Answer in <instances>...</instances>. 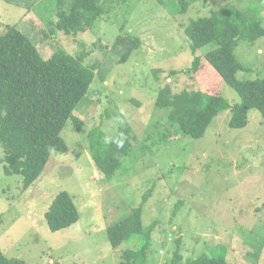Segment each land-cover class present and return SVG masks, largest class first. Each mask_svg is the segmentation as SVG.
Returning a JSON list of instances; mask_svg holds the SVG:
<instances>
[{"label": "rangeland", "instance_id": "374dc122", "mask_svg": "<svg viewBox=\"0 0 264 264\" xmlns=\"http://www.w3.org/2000/svg\"><path fill=\"white\" fill-rule=\"evenodd\" d=\"M186 1L180 12V0H114L90 31L73 35L55 27L57 0H0V32L15 26L44 59L58 48L87 51L84 64L95 71L72 112L81 129L67 120L66 150L52 151L26 189L21 176L4 173L0 146V250L7 257L25 264H121L123 251L139 249L145 239L136 234L113 247L106 229L141 205L142 224L152 225L146 264L171 262L177 248L178 264L202 254L264 264V117L250 109L246 124L231 128L228 108L193 138L175 131L154 106L166 83L174 93L206 89L194 73L183 72L193 59L184 32L189 19L236 8L264 28V0ZM131 38L138 46L124 58ZM234 55L242 65L238 80L264 77V35L241 39ZM199 67L214 76L204 58ZM218 84L216 92L231 105L240 102L230 85ZM119 125L131 127V149L108 180L92 160L88 135L96 127L111 137ZM166 128L168 140L161 138ZM60 190L70 194L79 218L52 231L44 214Z\"/></svg>", "mask_w": 264, "mask_h": 264}, {"label": "trees", "instance_id": "16d2710c", "mask_svg": "<svg viewBox=\"0 0 264 264\" xmlns=\"http://www.w3.org/2000/svg\"><path fill=\"white\" fill-rule=\"evenodd\" d=\"M126 2L127 0H119ZM114 0H57L55 13L56 29L65 34L76 35L90 31L96 20L102 18ZM180 12L187 8L188 1L180 0ZM246 11L236 8L227 13L211 11L209 15L189 19L184 32L190 41L193 54L190 67L183 72L194 73L206 89L181 90L174 93L166 83L158 91L154 106L164 110L167 122L179 134L193 138L201 137L212 119L225 109L231 110L229 127H243L250 109L264 117V77L238 80L236 72L242 65L234 55V49L241 39L253 40L264 35L259 19L247 16ZM121 36V37H120ZM118 38L129 39L127 35ZM116 39V41L118 40ZM122 57L138 46L139 40L130 39ZM208 44L212 49L202 56L196 50ZM87 51L77 55L63 48L53 51L44 59L29 36L8 25L0 32V146L3 150V171L5 174L21 176L22 187L26 189L43 172L52 151L63 152L66 143L61 131L68 119H72L80 130L79 119L72 114L80 100L88 92L95 71L84 64ZM204 58L214 71L207 75L199 64ZM175 71H172L174 73ZM230 85L238 94L240 102L231 105L216 92L218 82ZM162 139L168 140V133ZM129 125H119L114 136H108L96 127L88 135V150L97 169L104 179L110 180L121 158L131 149ZM146 199L142 200V203ZM142 207L136 206L119 222L107 227L110 245L118 246L131 236L139 234L145 243L139 249H125L121 264H146L152 225L142 224ZM50 230L56 231L75 223L78 209L66 190L57 192L44 214ZM177 248L172 261L164 264H178L181 255ZM0 264H25L17 257H7L0 250ZM187 264H229L223 257L199 255L189 259Z\"/></svg>", "mask_w": 264, "mask_h": 264}]
</instances>
